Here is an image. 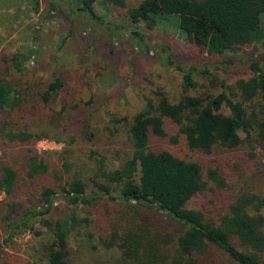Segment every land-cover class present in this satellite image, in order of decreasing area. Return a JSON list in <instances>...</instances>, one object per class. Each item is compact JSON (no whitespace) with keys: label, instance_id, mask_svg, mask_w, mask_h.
<instances>
[{"label":"trees","instance_id":"obj_1","mask_svg":"<svg viewBox=\"0 0 264 264\" xmlns=\"http://www.w3.org/2000/svg\"><path fill=\"white\" fill-rule=\"evenodd\" d=\"M106 1L120 7L125 5L124 0ZM101 2L29 0L32 10L41 11L44 18L76 12L85 14L94 23L103 20L95 10V3ZM63 10L66 11L62 13ZM165 15H176L184 38L208 55H222L248 46L264 49V0H141L125 13L132 32L139 38L142 36L136 27L140 23L151 29ZM68 20L72 23L74 18L70 16ZM24 59L26 55L21 52L2 57L17 72L25 70ZM248 61L249 75L233 84L223 81L226 89L217 94H187L194 86L189 72L183 78L186 94L177 102L156 91L153 98L146 99L127 118L129 150L118 166L110 167L104 155L91 151L96 171L89 181L79 173H71L65 161L60 171L52 168L31 146L46 133L22 122L21 114L30 109L26 105V89L1 72L0 136L30 145L25 151L23 177L11 164L1 166L0 192L9 199L2 216L8 234L5 241L15 231L39 236L36 227L39 223L48 237L41 241L35 264H69L71 235L89 221L80 217L78 210L108 199L140 211L163 212L178 225L175 231L141 224L125 227L121 233L112 232L103 243L106 248H117L128 264H202L210 247L218 248L236 264H264V197L247 191L243 184H238L229 195L232 182L218 165L204 169L197 161L149 147L150 136H164L165 123L170 122L178 128L188 148L202 154L209 155L218 148H238L252 137L264 156V66L255 53L250 54ZM63 86L62 77L53 71L37 96L48 105L59 97ZM31 108L35 113V107ZM64 111L62 105L56 114ZM84 130L87 138L94 136L88 126ZM240 131L246 133L245 138ZM46 175L54 180L40 185L33 204L24 206L12 199L21 182ZM224 191L228 199L213 217L188 205L196 195ZM2 250L0 239V253Z\"/></svg>","mask_w":264,"mask_h":264},{"label":"rangeland","instance_id":"obj_2","mask_svg":"<svg viewBox=\"0 0 264 264\" xmlns=\"http://www.w3.org/2000/svg\"><path fill=\"white\" fill-rule=\"evenodd\" d=\"M140 1L124 0L123 7L106 0L95 3V10L103 20L94 23L83 13L52 14L44 18L41 11L32 10L29 0H0V73H6L26 89V105L30 109L21 114L22 122L46 133L31 146L52 168L60 171L65 161L71 173H79L89 181L96 171L91 151L104 155L110 167L118 166L129 150L127 118L139 110L146 99L153 98L156 91L164 93L172 102L186 93L217 94L226 89L223 81L233 84L249 75L250 54L255 53L264 66V49L260 47L248 46L222 55H208L184 38L176 15L162 16L151 29L140 23L136 29L142 37L135 36L125 13ZM70 16L74 18L72 23L68 20ZM15 52L26 55L23 72L14 71L10 61L2 60ZM53 71L62 77L63 91L56 100L44 105L37 93L51 79ZM187 72L194 86L185 93L183 78ZM62 105L65 111L56 114ZM87 126L94 132L91 139L83 133ZM165 132L164 136H150L152 150H169L181 158L199 162L204 169L218 165L232 182L229 195L238 184H243L247 191L264 197V156L252 137L238 148H218L205 155L188 148L172 123H165ZM240 136L245 138L246 133L240 131ZM28 147L30 145L10 142L0 136V173L2 164L9 163L23 177ZM52 180L53 176L46 175L21 182L12 199L24 206L31 205L40 185ZM226 199L225 191L203 193L196 195L188 205L213 217L224 207ZM8 200L0 192V239L3 240L0 264H35L41 241L48 233L36 223L39 236L29 231H15L5 241L8 234L2 216ZM135 210L108 199L79 209L80 217H87L89 221L71 235L69 264H128L117 248L104 245L103 240L109 239L112 232L121 233L125 227L141 224L162 231H175L178 227L163 212ZM202 264L236 263L218 248L210 247Z\"/></svg>","mask_w":264,"mask_h":264},{"label":"crops","instance_id":"obj_3","mask_svg":"<svg viewBox=\"0 0 264 264\" xmlns=\"http://www.w3.org/2000/svg\"><path fill=\"white\" fill-rule=\"evenodd\" d=\"M67 7H65V9H66Z\"/></svg>","mask_w":264,"mask_h":264}]
</instances>
